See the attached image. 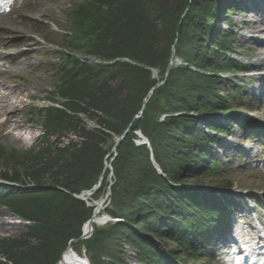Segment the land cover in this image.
<instances>
[{
	"label": "trees",
	"instance_id": "16d2710c",
	"mask_svg": "<svg viewBox=\"0 0 264 264\" xmlns=\"http://www.w3.org/2000/svg\"><path fill=\"white\" fill-rule=\"evenodd\" d=\"M223 7L225 0H81L71 6L72 33L64 43L72 53L57 60L54 99L46 108L35 109L44 119L42 146L23 153L0 148L2 165L21 164L23 175L36 187L23 189L28 184L20 181L16 169L0 170L1 181L22 187L0 185V207L33 222L26 233L0 240V264H58L93 215V209L74 195L99 183L94 199L107 193L110 172L105 166L114 158L116 139L127 130L111 163L114 185L105 211L123 223L95 227L90 239L71 245L73 251L80 255L85 250L90 264H128L127 259L172 264L156 249L160 243L167 248V240L179 251L197 254L198 241L208 237L215 217L225 211L221 201L226 199L185 188L186 182L193 179L194 187H201L199 175L216 171L217 161L205 160L219 141L216 135L226 129L207 125L208 117L237 112L219 94L218 85L222 75L245 70L231 59V36L215 24ZM80 50L104 63L128 59L133 64L81 63L72 55ZM173 51L174 58L190 68L173 66L168 71ZM77 113L95 117L100 129L82 127ZM199 119L213 134L195 133ZM138 131L149 140L151 152L135 144ZM69 132H78L80 146L49 143ZM151 156L165 177L154 170ZM46 174L48 183L42 178ZM223 187L231 189L232 184ZM127 249L136 257L128 256Z\"/></svg>",
	"mask_w": 264,
	"mask_h": 264
},
{
	"label": "rangeland",
	"instance_id": "374dc122",
	"mask_svg": "<svg viewBox=\"0 0 264 264\" xmlns=\"http://www.w3.org/2000/svg\"><path fill=\"white\" fill-rule=\"evenodd\" d=\"M79 1L81 0H20L16 2L13 12L6 16V22H13L22 13L30 12L37 15V20L27 27L28 30L23 33L24 37L17 39L15 46L8 47L6 52L7 55L12 57L22 53L18 61L24 63L26 60L31 59L33 67L26 68L14 84L7 79L3 71L5 69L11 70L15 62L6 64L3 61V64L7 67L0 70L1 83H8L10 86L17 85L21 87L26 95L30 96L29 98L25 97L23 102L18 105V114L13 117L14 125H2L4 118H0V148L4 153H23L38 150L42 146V135L46 132L43 128L44 119L35 113L37 112L35 109L46 108L48 100L54 99L52 93L55 91V75L58 68L56 59L63 56V52L60 49L66 50L65 53H72L67 49L64 40L72 33V25L68 18L69 9ZM42 3L47 6V9L39 13L37 8ZM233 6L230 0L225 3V7H223L224 22L219 26L220 28H225L226 25H229L227 34L232 39L231 59L241 64L245 71L242 73L233 71L222 75L221 77L224 78V81L219 83L218 92L222 98L230 100L233 110H237L239 113L225 114L220 117L223 114L222 111L218 116L220 118H217V120L215 118L213 123L223 125L227 135L217 137V140L219 137L220 140L218 143L211 145V155L205 162L211 163V159H215L218 167L214 173L199 175L201 179L199 186L201 185L202 188L194 187L197 185V181L193 179L186 182L187 186L185 188L210 193L217 192L215 189L224 188L223 185L229 182L232 184V192H239L255 200V203L248 202L250 204H247L253 211H249L247 206H245L246 210H243L241 205L245 204V202L239 201V209L237 207L233 208L234 215L237 214L236 216L238 217L239 213L242 212L243 214L240 213V216L246 215L253 219L255 216H259L264 220V166L256 162L258 160L259 162L264 161V64L260 68L251 69L250 64L256 59L254 57V46L239 39L240 35L245 32L244 21L258 20L260 14L264 15V0H242L240 6ZM226 10H229L228 16L225 15ZM226 17L228 20L225 22ZM2 22L4 21L0 19V43L4 37V31L1 28ZM210 48L214 49V46L210 45ZM72 55L79 58L85 54L84 50H80V52L78 51ZM0 59H2L1 51ZM90 62L93 63L92 60ZM232 74L237 75L232 77ZM232 115L238 117L235 118ZM94 118L77 116L79 122H86L88 119L96 125L97 119ZM249 120H253L254 124H258L256 127L260 128V131L251 130L249 125L246 124ZM229 121L230 126H228ZM205 127L199 125L195 133H200L201 130H205ZM209 133L212 132L209 131ZM82 142L78 132L77 134L69 132L66 135H62L58 140L55 137L49 139L50 144L55 143L54 145L59 148H63L69 143H75L80 146ZM2 164L3 162L0 159V170L2 172L16 169L21 173L20 181L33 185L32 181L23 175L21 164L13 167L3 166ZM48 176V174L43 175V182L48 183L46 179ZM111 178H109V181L114 182V177L111 176ZM106 204L105 209L108 206V203ZM104 211L102 214H104ZM234 215L232 214L227 218L224 225L216 223L212 227L208 237L205 238L209 245V250H204L205 245L200 242L198 249H201V251L197 252V254L192 253V255L190 254L191 257H189L191 251H188V254L184 251H179L174 244L165 240L168 245L164 249L165 254L173 253L175 257L181 259L182 264H224L223 257H220L218 252L226 251L227 247L225 246L224 238L232 232V228L240 225V219H237ZM219 217L221 215L216 216V220ZM247 224L249 225L250 223L248 222ZM24 233L23 225L16 223L8 211L0 207V240L17 237ZM31 243L32 245H37L35 240L31 241ZM159 248H163L161 244L156 245V249ZM126 253L128 256L136 257L135 253L129 249H127ZM127 262L128 264H137L131 259H127Z\"/></svg>",
	"mask_w": 264,
	"mask_h": 264
},
{
	"label": "bare ground",
	"instance_id": "6f19581e",
	"mask_svg": "<svg viewBox=\"0 0 264 264\" xmlns=\"http://www.w3.org/2000/svg\"><path fill=\"white\" fill-rule=\"evenodd\" d=\"M44 9H47V6L42 3V5L37 8V11L41 13ZM0 19L4 21L1 25V28L4 31V37L0 43L2 56V59H0L2 62V64L0 63V70L7 67L3 64V61H5L6 64L15 62L14 67L11 70L5 69L3 71L6 74L7 79L11 80L14 84L17 82L18 77L24 73L26 68L33 67V63L31 59L26 60L24 63L19 62L18 59L22 56V53L12 57L7 55L6 52L8 47L15 46V41L17 39L24 37V31L28 30L27 27L36 22L35 20H37V15L35 13L24 12L16 21L13 22H6L5 16L0 17ZM244 25L245 32L240 35L239 39L254 46V57L256 59L250 64V67L251 69L260 68V66L264 64V15L260 14L258 16V20L251 19L244 21ZM25 97L29 98L30 96L26 95V93L22 91L21 87L17 85L10 86L8 83L0 82V118H4L2 125H14L13 117L18 114L17 107L23 102ZM85 124L89 130L98 128L97 125H94L88 119ZM104 207L105 203H103V201H99L93 205L94 218L92 219V222L86 224L83 229L86 236L92 234L93 228L96 226L101 227L107 221L102 215ZM252 230L258 231L259 229L256 226H253ZM80 260L83 261L85 259L80 257L71 249L63 255L59 264H78L81 262Z\"/></svg>",
	"mask_w": 264,
	"mask_h": 264
},
{
	"label": "water",
	"instance_id": "95a60500",
	"mask_svg": "<svg viewBox=\"0 0 264 264\" xmlns=\"http://www.w3.org/2000/svg\"><path fill=\"white\" fill-rule=\"evenodd\" d=\"M173 55H174V52H173ZM172 66H173V57H172V61H171V64H170L168 70H169ZM164 84H165V81L162 82V83H160V84H158V85H156L155 88L161 87V86L164 85ZM151 95H152V92L149 94V96H148L147 98L149 99V98L151 97ZM146 103H147V100L145 101V104H146ZM128 131H129V130H127V131L124 133V135L116 141V144H115V146H114V148H113V152L116 151V149H117V147L119 146V144L124 140L125 135H127ZM156 169H157V171H159L158 168H157V166H156ZM108 196H109V195H107L106 199L103 200V203L106 202ZM93 218H94V215H93L92 219H93ZM92 219L89 221V223L92 222ZM109 220H110V219H109ZM93 233H94V228H93V230H92V234H93ZM92 234H90L89 236L83 235L82 238H81L80 240H85V239H87L88 237H90ZM73 242H75V241H73ZM73 242H71V243H73ZM68 250H71V247H70V246L68 247V249L66 250V252H67ZM80 261H81V262L78 263V264H88V262L85 261V260H83V261L80 260Z\"/></svg>",
	"mask_w": 264,
	"mask_h": 264
}]
</instances>
